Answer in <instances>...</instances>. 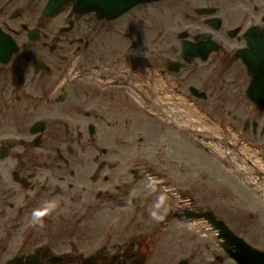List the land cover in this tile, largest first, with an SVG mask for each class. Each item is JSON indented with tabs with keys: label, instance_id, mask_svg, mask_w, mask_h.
Wrapping results in <instances>:
<instances>
[{
	"label": "flooded vegetation",
	"instance_id": "flooded-vegetation-1",
	"mask_svg": "<svg viewBox=\"0 0 264 264\" xmlns=\"http://www.w3.org/2000/svg\"><path fill=\"white\" fill-rule=\"evenodd\" d=\"M254 28L262 35L264 0H152L107 17L77 0H0V264H160L159 249L192 264L193 234L169 230L172 220L214 232L221 252L206 264L264 251V192L234 190L209 164L211 149L234 162L247 152L258 180ZM161 194L169 208L157 221ZM52 200L34 226L32 211ZM199 213L236 238L187 218Z\"/></svg>",
	"mask_w": 264,
	"mask_h": 264
},
{
	"label": "rangeland",
	"instance_id": "rangeland-1",
	"mask_svg": "<svg viewBox=\"0 0 264 264\" xmlns=\"http://www.w3.org/2000/svg\"><path fill=\"white\" fill-rule=\"evenodd\" d=\"M182 24V23H179ZM186 155L189 157H192L193 160L196 158L199 159L200 162H204L205 160L202 159L204 157L199 150H197L195 147H191L190 145L187 148V152L184 151ZM133 152H131L132 155ZM210 165L214 168L213 164H215L219 167H221V170L218 172L217 176H222L225 178L227 182L231 184V187L234 188L236 191H240L241 193H244L246 190L249 191H255V192H264V153L258 152V156L256 160H253L254 164L251 165V168H255L256 171H258V180L256 182H253L254 180V173L250 170L249 167L245 166V159H247V152H243L242 158L240 161L236 162L233 161L232 157V151H214L210 150ZM223 153L225 156L223 157L221 155ZM148 158L154 159L153 151L147 152ZM167 161L170 160L173 156L170 154V152H166L165 155L162 156ZM225 162V168L221 166L220 162ZM215 162V163H214ZM165 165H169L168 162H165ZM248 168V169H247ZM215 169V168H214ZM261 170V171H260ZM223 172V173H222ZM235 173V174H234ZM253 173V174H252ZM234 177L241 178V184L233 182ZM257 177V176H256ZM250 187V188H246ZM253 193V192H252ZM169 200H167L165 207H162L160 212H167L169 208ZM166 208V211H165ZM175 231L177 235L181 234V232H192L193 237L188 240L187 248L193 249L194 251V259L192 260V264H206V260L211 259L213 254L216 252H221V248L219 247V242L216 236L214 235V232L212 230L207 229H194L190 230L185 225H181V222L172 220L170 222L169 230ZM175 238V237H174ZM177 239H179V236H177ZM186 248V249H187ZM8 249V248H7ZM7 255H3V260ZM168 255L164 253L163 251H159L156 253V260L157 258L161 259L158 260L160 264H171L169 261H167ZM223 264H230L228 259H225Z\"/></svg>",
	"mask_w": 264,
	"mask_h": 264
},
{
	"label": "water",
	"instance_id": "water-1",
	"mask_svg": "<svg viewBox=\"0 0 264 264\" xmlns=\"http://www.w3.org/2000/svg\"><path fill=\"white\" fill-rule=\"evenodd\" d=\"M68 0H51L52 4H61ZM82 5L86 6V9L96 10L99 16L117 15L118 13L131 8L133 5L152 1V0H77ZM252 29L251 37H248V43L251 46L250 52L246 63L248 65V71L252 75V81L247 89L248 95L251 99L257 102L262 108H264V29L261 30ZM255 36V38H254ZM203 217L207 219L213 227L219 230V237L225 238L228 241L235 239V235L227 227V225L219 220H216L213 215L208 214H189L187 218ZM249 253L248 256H241L236 253H231L235 259V264H264V251L247 246ZM8 264H21L16 258L10 260ZM25 264H36V262L29 257Z\"/></svg>",
	"mask_w": 264,
	"mask_h": 264
},
{
	"label": "clouds",
	"instance_id": "clouds-1",
	"mask_svg": "<svg viewBox=\"0 0 264 264\" xmlns=\"http://www.w3.org/2000/svg\"><path fill=\"white\" fill-rule=\"evenodd\" d=\"M166 196L161 194L154 205V209L151 211L150 215L157 221L164 219V215L159 212L162 207L166 205ZM57 202L55 200L47 201L41 207L36 208L31 213V221L34 226L43 227L44 218L50 215L57 208ZM166 211V208H165Z\"/></svg>",
	"mask_w": 264,
	"mask_h": 264
}]
</instances>
